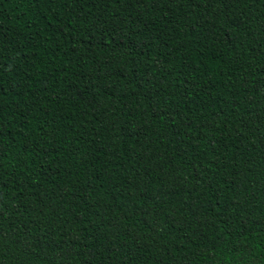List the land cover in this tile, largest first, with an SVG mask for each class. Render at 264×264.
Segmentation results:
<instances>
[{
	"label": "trees",
	"instance_id": "trees-1",
	"mask_svg": "<svg viewBox=\"0 0 264 264\" xmlns=\"http://www.w3.org/2000/svg\"><path fill=\"white\" fill-rule=\"evenodd\" d=\"M0 264H264V0H0Z\"/></svg>",
	"mask_w": 264,
	"mask_h": 264
}]
</instances>
